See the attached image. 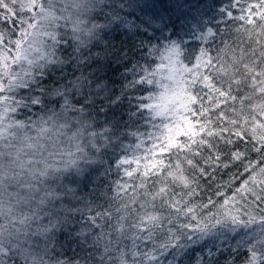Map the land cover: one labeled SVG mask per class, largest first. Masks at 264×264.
Instances as JSON below:
<instances>
[{
  "label": "snow or ice",
  "instance_id": "obj_1",
  "mask_svg": "<svg viewBox=\"0 0 264 264\" xmlns=\"http://www.w3.org/2000/svg\"><path fill=\"white\" fill-rule=\"evenodd\" d=\"M0 264H264V0H0Z\"/></svg>",
  "mask_w": 264,
  "mask_h": 264
},
{
  "label": "trees",
  "instance_id": "obj_2",
  "mask_svg": "<svg viewBox=\"0 0 264 264\" xmlns=\"http://www.w3.org/2000/svg\"><path fill=\"white\" fill-rule=\"evenodd\" d=\"M217 3H226L227 0H216ZM125 40V38L121 35H117L113 38V43H116V44H119L121 41ZM108 75L114 79V80H117V87H119V82H118V75L113 73V72H109ZM110 179H116V176L115 174H113Z\"/></svg>",
  "mask_w": 264,
  "mask_h": 264
}]
</instances>
